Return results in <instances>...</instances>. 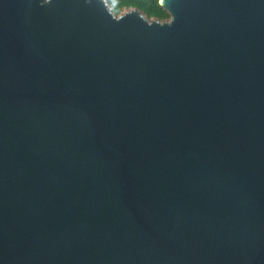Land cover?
Listing matches in <instances>:
<instances>
[{
	"label": "water",
	"instance_id": "water-1",
	"mask_svg": "<svg viewBox=\"0 0 264 264\" xmlns=\"http://www.w3.org/2000/svg\"><path fill=\"white\" fill-rule=\"evenodd\" d=\"M0 0V264H264V0Z\"/></svg>",
	"mask_w": 264,
	"mask_h": 264
},
{
	"label": "trees",
	"instance_id": "trees-1",
	"mask_svg": "<svg viewBox=\"0 0 264 264\" xmlns=\"http://www.w3.org/2000/svg\"><path fill=\"white\" fill-rule=\"evenodd\" d=\"M108 3L116 15L127 9L136 8L151 18L170 19L169 12L160 4V0H108Z\"/></svg>",
	"mask_w": 264,
	"mask_h": 264
}]
</instances>
